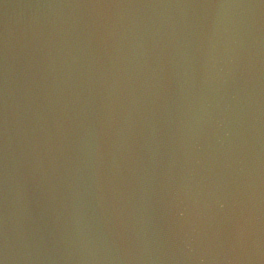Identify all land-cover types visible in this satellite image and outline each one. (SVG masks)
Here are the masks:
<instances>
[{
  "label": "water",
  "instance_id": "1",
  "mask_svg": "<svg viewBox=\"0 0 264 264\" xmlns=\"http://www.w3.org/2000/svg\"><path fill=\"white\" fill-rule=\"evenodd\" d=\"M262 3L0 0L15 264H256L235 238L264 234V63L236 41Z\"/></svg>",
  "mask_w": 264,
  "mask_h": 264
},
{
  "label": "clouds",
  "instance_id": "2",
  "mask_svg": "<svg viewBox=\"0 0 264 264\" xmlns=\"http://www.w3.org/2000/svg\"><path fill=\"white\" fill-rule=\"evenodd\" d=\"M103 5H96L102 7ZM264 7V3L261 5ZM5 185H7V171L5 170ZM5 201H7V187H5ZM223 207V204L220 205ZM179 216L184 215V211L177 209ZM235 243L247 249V255L244 259L249 262H256V264H264V234L255 236L251 231L246 232L244 229H238L236 232ZM250 245V247H249ZM232 259V258H229ZM239 259V258H236ZM16 256L12 245L9 243L7 219H5V226L3 231L2 242H0V264H15Z\"/></svg>",
  "mask_w": 264,
  "mask_h": 264
}]
</instances>
